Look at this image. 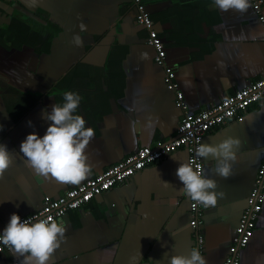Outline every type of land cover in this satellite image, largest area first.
Masks as SVG:
<instances>
[{
  "label": "crops",
  "instance_id": "obj_1",
  "mask_svg": "<svg viewBox=\"0 0 264 264\" xmlns=\"http://www.w3.org/2000/svg\"><path fill=\"white\" fill-rule=\"evenodd\" d=\"M143 1L191 112L264 76V27L253 0L243 12L222 11L213 0ZM136 15L131 0L0 5V139L12 154L10 167L0 173V230L13 212L30 214L46 196L59 197L138 148L176 135L183 111ZM66 91L81 95L77 112L94 129L86 148L91 172L79 184L38 175L19 150L29 132L44 134L49 122L42 110L62 102ZM229 136L240 140L229 176L218 175L213 157L203 158L204 174L216 180L223 196L214 207H203L197 229L191 225V199L175 174L180 162H188L182 147L57 221L66 226V239L50 264H170L174 254L193 248L206 264H223L264 162V99L251 104L242 121L212 127L203 142ZM197 235L203 237L201 246ZM239 255L241 264H264V204ZM22 260L10 248L0 254V264Z\"/></svg>",
  "mask_w": 264,
  "mask_h": 264
},
{
  "label": "clouds",
  "instance_id": "obj_2",
  "mask_svg": "<svg viewBox=\"0 0 264 264\" xmlns=\"http://www.w3.org/2000/svg\"><path fill=\"white\" fill-rule=\"evenodd\" d=\"M213 6L222 11L243 12L249 3L248 0H213ZM75 40L78 44L81 42L79 37ZM81 99L76 91L64 92L62 102H55L50 110L47 106L42 110V118L49 122L44 134L32 131L21 141L19 150L38 175L51 176L61 183L79 184L91 172L86 148L94 129L86 126L84 116L77 112ZM28 123L31 125L32 121ZM3 127L0 124V131ZM239 145L238 138L229 136L218 143H198L195 153L198 158L213 157L218 175L227 177L231 174L232 162L237 159ZM11 163V149L0 139V173ZM175 174L181 182L182 193L205 208L214 207L218 196H223L222 191L216 190V180L203 174L191 162H180ZM65 233L66 226L51 216L22 219L19 213L13 212L0 230V243L9 246L13 253H20L23 256L21 264H50L54 250L66 239ZM170 264H206V258L193 248L187 254H174Z\"/></svg>",
  "mask_w": 264,
  "mask_h": 264
},
{
  "label": "built area",
  "instance_id": "obj_3",
  "mask_svg": "<svg viewBox=\"0 0 264 264\" xmlns=\"http://www.w3.org/2000/svg\"><path fill=\"white\" fill-rule=\"evenodd\" d=\"M137 7L136 20L148 30V42L156 50L155 61L164 68V81L166 87L176 95V106L183 111V116L177 128L176 135L169 141L158 142L153 146H143L129 154L124 159L112 164L86 182L67 190L59 197L46 196L43 206L27 215L34 219L51 216L56 221L64 218L71 210L86 206L94 197L102 194L117 184L128 181L137 171L147 165L163 159L165 156L185 148L188 152V162L198 167L204 174L205 164L203 158H198L195 149L198 143L203 142L204 135L214 126L224 123L229 119L242 121L248 107L264 99V76L253 81L248 86L238 89L223 98L219 103L200 110L191 112L185 100V94L177 81L176 71L167 60V50L159 32L154 28L153 18L143 0H131ZM4 0H0V5ZM262 0H253L257 8L259 19L264 27V13L261 10ZM248 205L236 228L234 243L223 264H241L240 249L250 241L256 226V219L264 204V162L258 170L253 190L248 196ZM191 225L196 229L201 224L203 205L191 199ZM198 245L203 244L202 235H197ZM7 245L0 243V254Z\"/></svg>",
  "mask_w": 264,
  "mask_h": 264
},
{
  "label": "trees",
  "instance_id": "obj_4",
  "mask_svg": "<svg viewBox=\"0 0 264 264\" xmlns=\"http://www.w3.org/2000/svg\"><path fill=\"white\" fill-rule=\"evenodd\" d=\"M27 33H28V32H27ZM65 80H66V79H65ZM65 80L62 81V83H63L62 86L65 84Z\"/></svg>",
  "mask_w": 264,
  "mask_h": 264
},
{
  "label": "flooded vegetation",
  "instance_id": "obj_5",
  "mask_svg": "<svg viewBox=\"0 0 264 264\" xmlns=\"http://www.w3.org/2000/svg\"><path fill=\"white\" fill-rule=\"evenodd\" d=\"M5 1V0H4Z\"/></svg>",
  "mask_w": 264,
  "mask_h": 264
}]
</instances>
